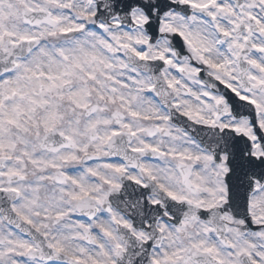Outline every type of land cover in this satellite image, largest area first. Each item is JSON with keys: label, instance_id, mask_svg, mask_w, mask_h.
<instances>
[{"label": "snow or ice", "instance_id": "obj_1", "mask_svg": "<svg viewBox=\"0 0 264 264\" xmlns=\"http://www.w3.org/2000/svg\"><path fill=\"white\" fill-rule=\"evenodd\" d=\"M0 264H264V0H0Z\"/></svg>", "mask_w": 264, "mask_h": 264}]
</instances>
